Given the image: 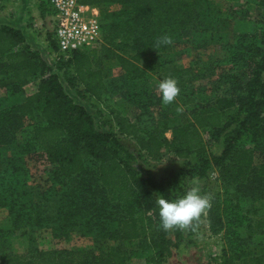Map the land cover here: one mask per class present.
<instances>
[{
	"label": "trees",
	"instance_id": "1",
	"mask_svg": "<svg viewBox=\"0 0 264 264\" xmlns=\"http://www.w3.org/2000/svg\"><path fill=\"white\" fill-rule=\"evenodd\" d=\"M204 1L78 0L99 8L103 46L99 52H74L55 69L26 45L20 30L0 26V74L9 94H22L31 81L37 84L20 102L2 105L0 99V160L4 146L10 147L9 162L23 159L20 166L0 170V211L6 212L0 220V264H165L181 233L174 227L176 242L167 237L155 194L173 199L188 191L190 177L214 174L222 194L210 199L206 214L210 232L222 234L217 264H264V255L246 245L264 228V219L251 225L241 206L243 198L264 199V0H259L263 13L255 20L256 30L221 44L228 57L208 66L211 96L197 102L188 90L200 60L182 68L168 53ZM164 35L171 43L157 46ZM109 60L118 66L119 85L101 69ZM55 70L68 72L69 86L97 101L109 87H117L141 113L132 121L111 109L116 131L103 129L67 93ZM148 73L177 80L176 100L184 108L178 123L166 116L141 123V115L155 105L151 92L137 88ZM27 119L32 127L23 140ZM123 137L136 149H128ZM163 150L197 160L166 187L138 174L132 164L142 156L158 160ZM26 158L41 160L47 176L46 187L32 202L20 192L29 177ZM74 235L91 238L94 248L41 247L47 240L69 241ZM14 238L26 239L24 252L13 250Z\"/></svg>",
	"mask_w": 264,
	"mask_h": 264
},
{
	"label": "rangeland",
	"instance_id": "2",
	"mask_svg": "<svg viewBox=\"0 0 264 264\" xmlns=\"http://www.w3.org/2000/svg\"><path fill=\"white\" fill-rule=\"evenodd\" d=\"M218 2V3H217ZM263 13V9L259 5V0H205L200 6L194 22L191 24L189 32L184 33L182 39L188 38L187 42H199V41H216L221 40L223 37L233 39L237 33L234 31V25L237 21H246L248 28L243 29L241 33L253 32L256 30L255 20ZM113 21L119 22V18H114ZM227 32V35H222ZM240 33V34H241ZM239 35V34H238ZM192 44L193 58L191 59L192 66L195 62L200 60V64L195 68L196 78L190 84L188 92H191V96L195 98L197 102H206L211 96L208 94V82L211 79V72L208 68L214 59L208 57L210 51L217 52L218 42L213 46L198 45L196 48ZM198 44V43H197ZM184 45V44H183ZM207 46V48H204ZM194 47V48H193ZM179 51V50H178ZM177 51V52H178ZM208 52L200 57V52ZM183 52V50H182ZM198 55V56H197ZM216 58V57H215ZM183 64H187L189 61L185 60ZM180 66V64H177ZM101 69L105 74V77L116 80L115 83L120 84L119 69L115 61H103L101 63ZM56 71V70H55ZM58 77L64 85L65 90L72 98L83 104L86 109L95 117V120L99 127L106 129L111 128L116 131V127L112 122L110 110H118L121 114L127 115L130 120L135 121L141 111L137 110L134 105L129 102L126 97L119 95L120 89L117 87H109L108 92L103 95L101 101H97L87 95H81L77 93L76 89H73L68 84L70 74L64 71H56ZM159 80L151 75L144 81L137 83V88L147 89L152 93L151 99L155 105H150L148 110L141 115L140 120L143 124H150L153 118L167 117L172 123H178L181 112L184 108L176 100L164 105L160 99L159 89L156 87ZM36 81H31L24 89L23 93L19 95H10L6 87V79L0 74V99L2 105H9L11 103L20 102L24 95H27L35 90ZM156 102V103H155ZM181 110L178 111L177 109ZM32 122L27 119L24 123L21 138L27 140L30 136V130ZM167 138L170 137L169 132L165 134ZM123 143L128 149L133 151L136 149L134 142L130 139L122 138ZM0 170L9 171L14 165L20 166L23 162L22 158L14 159L15 162H9L11 158L10 147L4 146L1 149ZM12 159V160H13ZM258 162V158L256 160ZM196 157L190 156L189 160L179 159L172 155L171 152L163 150L161 157L158 160H150L145 156L132 162L134 168L141 176H149L157 181H161L166 187L167 182L171 179L180 178V175L190 166L196 165ZM26 164L29 170V177L27 185L20 190L22 198L32 202L37 200V196L46 187V172L44 171L45 164L41 160H35L34 158H26ZM192 187H197L201 194H207L209 199L213 197H221L222 188L216 175L208 176L205 179H198L190 177L188 181V190ZM155 200L159 197L155 194ZM241 206L247 211L249 222L253 225L256 218L264 219V199H250L243 198L241 200ZM257 211L256 216H253L251 212ZM156 212L157 205H156ZM6 216L5 211H0V220ZM162 228V227H161ZM181 233L180 239L177 241V246L172 247L170 256L166 258L165 264H217L222 247L224 246L222 241V234H212L209 230L206 209L201 215L193 220L189 225L185 227H178ZM169 232L167 237L176 242L173 236V229H167ZM245 228L240 229V233L244 236ZM249 251L264 255V228L255 234L251 239L246 242ZM50 246L58 248H71V247H83L94 248V244L89 237H80L74 235L69 241H57L47 240V243H43L41 247ZM12 247L15 252H24L27 248V241L24 238H14L12 240Z\"/></svg>",
	"mask_w": 264,
	"mask_h": 264
},
{
	"label": "built area",
	"instance_id": "3",
	"mask_svg": "<svg viewBox=\"0 0 264 264\" xmlns=\"http://www.w3.org/2000/svg\"><path fill=\"white\" fill-rule=\"evenodd\" d=\"M21 4L26 9L36 50L51 68L68 60L74 52H99L102 49L98 7L80 4L78 0H0V11Z\"/></svg>",
	"mask_w": 264,
	"mask_h": 264
},
{
	"label": "clouds",
	"instance_id": "4",
	"mask_svg": "<svg viewBox=\"0 0 264 264\" xmlns=\"http://www.w3.org/2000/svg\"><path fill=\"white\" fill-rule=\"evenodd\" d=\"M170 43L171 38L168 35L161 36L156 41L157 46ZM156 87L159 89L160 99L164 105L172 103L180 91L177 80L171 76L160 79ZM156 205L160 225L167 230L189 225L210 206V199L207 194H201L197 187H192L173 199L161 195L157 198Z\"/></svg>",
	"mask_w": 264,
	"mask_h": 264
},
{
	"label": "crops",
	"instance_id": "5",
	"mask_svg": "<svg viewBox=\"0 0 264 264\" xmlns=\"http://www.w3.org/2000/svg\"><path fill=\"white\" fill-rule=\"evenodd\" d=\"M113 8L117 9L118 6H114ZM25 10L26 9H25L23 4H21L17 7H14V8L11 7L8 9L1 10L0 11V26H7V27H12V28L20 30L25 37L26 45L29 46L31 49H37L33 32L30 29V27L28 26V23L26 20ZM247 23L244 20L235 22V25H234L235 33H237V35L238 34L240 35V33L242 32L243 29L248 28ZM190 29H191V25L187 29L183 30L182 31V37L184 36V33L189 32ZM245 33H251V32H245ZM241 34H244V33H241ZM222 35L226 36L227 32L223 33ZM187 39L188 38L181 39L180 41L173 43L171 48H170V51L168 53V57H170V59L172 60V63L174 65L180 64V67H182V68H188V67L192 66V63H191V59L193 58L192 44L195 42H192L191 40H190V42H187ZM233 39L227 40L225 37H223V39L216 40V41H211V40L199 41V42H197L198 44L195 43L196 46H194V47L198 48L199 47L198 45L213 46V44L218 42L219 46H218L217 52L213 53L212 51H210L208 53V52L198 51V52H200V57L203 58V55H206L208 53V54H211V55H208V57L213 58L214 61L220 60V59H225L226 57H228V53L221 49V44L232 43ZM207 46H204V48H207ZM182 50H183V52H182ZM185 60H188L189 62L184 65L183 63L186 62ZM148 74H150V76L153 75L152 73H148Z\"/></svg>",
	"mask_w": 264,
	"mask_h": 264
}]
</instances>
